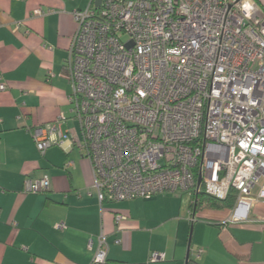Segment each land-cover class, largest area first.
<instances>
[{
    "label": "built area",
    "instance_id": "built-area-1",
    "mask_svg": "<svg viewBox=\"0 0 264 264\" xmlns=\"http://www.w3.org/2000/svg\"><path fill=\"white\" fill-rule=\"evenodd\" d=\"M72 17L63 71L81 139L60 113L32 129L37 150L77 142L100 202L233 190L230 220L246 218L264 199V0H102ZM49 187L42 175L23 192ZM106 253L101 234L89 264ZM164 258L151 251L147 262Z\"/></svg>",
    "mask_w": 264,
    "mask_h": 264
},
{
    "label": "crops",
    "instance_id": "crops-1",
    "mask_svg": "<svg viewBox=\"0 0 264 264\" xmlns=\"http://www.w3.org/2000/svg\"><path fill=\"white\" fill-rule=\"evenodd\" d=\"M87 5L95 0H0V264H89L101 234L105 264H149L151 251L164 253L162 264H185L187 252L201 264H264V199L241 220H230L231 209L193 214L191 200L187 214L152 219L164 197L98 200L77 142L37 150L32 129L60 113L68 118L62 129L74 128L81 139L63 66L76 29L72 13ZM42 175L50 178L46 192H23L25 179ZM116 213L127 218L116 224ZM173 222L174 246L168 232H158Z\"/></svg>",
    "mask_w": 264,
    "mask_h": 264
},
{
    "label": "rangeland",
    "instance_id": "rangeland-1",
    "mask_svg": "<svg viewBox=\"0 0 264 264\" xmlns=\"http://www.w3.org/2000/svg\"><path fill=\"white\" fill-rule=\"evenodd\" d=\"M73 121H74L73 122L74 125L77 126V128H79L78 121L75 119ZM156 197H164V198L160 200V202H158V205L154 208L153 215L151 216L152 219H156V218L158 219L159 215H161L160 217H162L163 215H167L168 213H178L179 211L185 212V214H187L188 205L191 200L190 192H174V193L166 192L163 194L158 193L149 198H151V200H154V198ZM166 197H170V198H166ZM139 199L143 200L146 198H139ZM156 208H159L162 212L158 213L157 211L156 213L155 212ZM158 232L163 234L168 232L170 234V238L172 239L176 233V223L173 222L171 223V225H167L166 227H163L162 229L158 230ZM186 233H187V229H185V238H186ZM174 242L175 241L172 239L170 241V244L174 246Z\"/></svg>",
    "mask_w": 264,
    "mask_h": 264
},
{
    "label": "trees",
    "instance_id": "trees-1",
    "mask_svg": "<svg viewBox=\"0 0 264 264\" xmlns=\"http://www.w3.org/2000/svg\"><path fill=\"white\" fill-rule=\"evenodd\" d=\"M197 177V175H196ZM201 187V184H200ZM236 202V194L233 190L229 191L224 199H217L200 189L198 192H191L190 209L194 213L199 212L203 208L211 209H232ZM187 264H201L189 256Z\"/></svg>",
    "mask_w": 264,
    "mask_h": 264
},
{
    "label": "water",
    "instance_id": "water-1",
    "mask_svg": "<svg viewBox=\"0 0 264 264\" xmlns=\"http://www.w3.org/2000/svg\"><path fill=\"white\" fill-rule=\"evenodd\" d=\"M102 0H95V6H99L100 3H101ZM197 183L199 184L200 183V179L198 178L197 179ZM187 261H188V252L186 254V261H185V264H187Z\"/></svg>",
    "mask_w": 264,
    "mask_h": 264
}]
</instances>
